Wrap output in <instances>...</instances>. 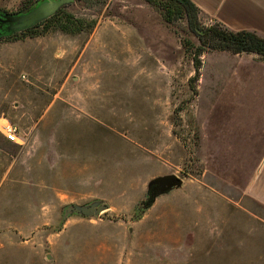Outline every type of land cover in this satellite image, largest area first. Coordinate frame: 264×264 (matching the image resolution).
<instances>
[{"label": "rangeland", "instance_id": "374dc122", "mask_svg": "<svg viewBox=\"0 0 264 264\" xmlns=\"http://www.w3.org/2000/svg\"><path fill=\"white\" fill-rule=\"evenodd\" d=\"M49 1L57 0H0V18ZM162 13L147 0H68L28 25L0 22V127L11 122L22 138L9 141L0 130V152L7 149L9 164L24 157L14 169L0 165V231L43 244L75 214L69 207L96 199L120 204L94 216L137 221L147 211V194L134 201L137 193L149 179L175 174L204 178L220 192L226 185L230 209L217 205L173 240L151 215L137 254L120 264H264V230L240 212V161L222 134L225 109L238 115L248 75H239L236 53L203 46L187 15L167 22ZM55 14L62 21L70 14L81 31L26 32ZM149 157L160 168L153 178Z\"/></svg>", "mask_w": 264, "mask_h": 264}, {"label": "crops", "instance_id": "0c3cea01", "mask_svg": "<svg viewBox=\"0 0 264 264\" xmlns=\"http://www.w3.org/2000/svg\"><path fill=\"white\" fill-rule=\"evenodd\" d=\"M191 1L208 22L219 23L232 31H251L264 38V0ZM234 55L241 58L239 75H248L249 82L245 93H242L238 115L225 109L222 134L226 143L236 144L231 153L235 155L233 159L240 161V212L244 216L250 211L257 218L259 228L264 230V58L255 52ZM3 150L5 152H0L1 167L9 169L11 165L10 169H14L20 162L23 165L21 154L10 159L9 164L5 156L8 151ZM133 150L136 151L134 147ZM146 161L150 165L153 163L147 175L152 178L159 175L157 161L150 157ZM21 169L16 171L17 175L22 174ZM120 172L123 175L124 171ZM210 185L204 178L183 180L180 187L158 195L137 221L72 214L65 218L59 230L43 235V244L41 237L0 231V264H120L121 257L137 254L136 239L143 234L144 220L151 215L152 221L161 224L159 231L163 228L166 237L173 240L176 233H183V225L203 223L206 217L210 218L207 215L214 212L217 205L230 209L231 197L227 194V186L220 192ZM146 194L147 189L143 188L134 195V201L143 200ZM118 200L105 202L109 205L108 210L118 207ZM23 201L24 196L16 195L15 207L23 208ZM30 205L27 203V207ZM148 244L151 246L150 240ZM41 245H46L47 250Z\"/></svg>", "mask_w": 264, "mask_h": 264}, {"label": "trees", "instance_id": "16d2710c", "mask_svg": "<svg viewBox=\"0 0 264 264\" xmlns=\"http://www.w3.org/2000/svg\"><path fill=\"white\" fill-rule=\"evenodd\" d=\"M147 1L161 8L163 17L167 22H174L184 15H187L191 30L196 34L203 46L219 50H228L232 53L255 52L264 58V38L251 31H232L219 23L202 26L198 19L199 9L191 0ZM66 16L67 21H62L63 18L58 17L57 19L55 14V16L45 18L43 21L36 23L35 28H38L36 31H33V28L30 27L26 32L30 36L40 33L43 34L54 28H59L62 31L70 33L80 32L82 27H73V23L70 21L72 16L70 14H66ZM54 22H56V25H54ZM80 22L82 21L76 20V23ZM198 50L197 55L200 56L203 50L201 48ZM200 63L198 61L197 68H200ZM156 197L151 194V189L149 188L147 190V197L141 202L143 207L142 211L148 209Z\"/></svg>", "mask_w": 264, "mask_h": 264}, {"label": "water", "instance_id": "95a60500", "mask_svg": "<svg viewBox=\"0 0 264 264\" xmlns=\"http://www.w3.org/2000/svg\"><path fill=\"white\" fill-rule=\"evenodd\" d=\"M68 0H57L49 1L47 6L42 7L32 13L24 16L17 17H5L0 18L1 22H15L17 25L24 26L28 25L35 20H40L41 18L51 15L57 8H59L63 3ZM183 183V179L175 174H166L157 176L151 179L148 183V188L151 189V194L153 196H158L163 194L173 188L180 187ZM109 205L102 201L96 200L90 204L86 205H72L68 208L67 213L75 212L83 214L85 216L99 215L101 212L108 210Z\"/></svg>", "mask_w": 264, "mask_h": 264}, {"label": "built area", "instance_id": "2783aa9c", "mask_svg": "<svg viewBox=\"0 0 264 264\" xmlns=\"http://www.w3.org/2000/svg\"><path fill=\"white\" fill-rule=\"evenodd\" d=\"M0 130L9 141L17 143L22 142V138L20 137V130L13 123L6 121L1 125Z\"/></svg>", "mask_w": 264, "mask_h": 264}]
</instances>
